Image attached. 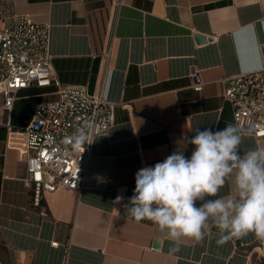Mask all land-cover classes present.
<instances>
[{
  "label": "crops",
  "instance_id": "0c3cea01",
  "mask_svg": "<svg viewBox=\"0 0 264 264\" xmlns=\"http://www.w3.org/2000/svg\"><path fill=\"white\" fill-rule=\"evenodd\" d=\"M9 3L51 24V63L61 84L85 86L117 105L114 124L93 141L79 190L45 193L34 206L25 157L6 142L0 97V264H264L253 258L261 239L249 233L218 245L214 226L203 241L184 239L170 254L167 236L150 221L128 218L125 209L139 169L177 149L190 156L186 138L197 128L233 124L223 79L261 68L264 0ZM194 73L204 83L200 92L191 87ZM55 91L20 90L11 127L27 126L37 104L56 100ZM257 147L264 148V138L247 134L240 153ZM231 194L226 184L220 195Z\"/></svg>",
  "mask_w": 264,
  "mask_h": 264
},
{
  "label": "built area",
  "instance_id": "2783aa9c",
  "mask_svg": "<svg viewBox=\"0 0 264 264\" xmlns=\"http://www.w3.org/2000/svg\"><path fill=\"white\" fill-rule=\"evenodd\" d=\"M50 36V23L34 22L28 14L14 12L9 0H0V97L6 116V142L25 157L24 182L31 190L34 206L45 193L79 190L93 141L105 136L114 124L117 105L103 94H89L85 86L64 85L57 80L51 63ZM260 52L259 70L223 79V100L231 107L233 124L243 130V136L250 134L257 139L264 138V42ZM192 77V89L200 92L204 83L198 74ZM31 86H53L57 98L37 104L29 124L14 129L8 118L16 94ZM78 127L85 128L89 144L74 149L66 137ZM51 246L58 247L59 243L51 242Z\"/></svg>",
  "mask_w": 264,
  "mask_h": 264
},
{
  "label": "clouds",
  "instance_id": "9594fccd",
  "mask_svg": "<svg viewBox=\"0 0 264 264\" xmlns=\"http://www.w3.org/2000/svg\"><path fill=\"white\" fill-rule=\"evenodd\" d=\"M243 138V130L233 124L195 129L186 138L190 156L177 149L135 173L133 195L125 205L128 218L154 224L172 242L170 254L184 239L203 241L212 226L220 234L218 245L249 233L264 240V148L241 155ZM66 140L74 149L89 144L84 127ZM226 184L232 194L220 195ZM122 199L117 196L116 202Z\"/></svg>",
  "mask_w": 264,
  "mask_h": 264
},
{
  "label": "rangeland",
  "instance_id": "374dc122",
  "mask_svg": "<svg viewBox=\"0 0 264 264\" xmlns=\"http://www.w3.org/2000/svg\"><path fill=\"white\" fill-rule=\"evenodd\" d=\"M257 247H261V245L257 244V245L255 246V253H254L253 258H255V260H257V263H258V262H259L258 260L263 261V260H264V257H263V255H261L258 251H256ZM257 258H259V259H257ZM253 260H254V259H253Z\"/></svg>",
  "mask_w": 264,
  "mask_h": 264
},
{
  "label": "water",
  "instance_id": "95a60500",
  "mask_svg": "<svg viewBox=\"0 0 264 264\" xmlns=\"http://www.w3.org/2000/svg\"><path fill=\"white\" fill-rule=\"evenodd\" d=\"M196 41L197 42H203L204 41V38L202 36H196ZM262 246H264V240H262Z\"/></svg>",
  "mask_w": 264,
  "mask_h": 264
},
{
  "label": "bare ground",
  "instance_id": "6f19581e",
  "mask_svg": "<svg viewBox=\"0 0 264 264\" xmlns=\"http://www.w3.org/2000/svg\"><path fill=\"white\" fill-rule=\"evenodd\" d=\"M258 252L264 256V246L258 249Z\"/></svg>",
  "mask_w": 264,
  "mask_h": 264
}]
</instances>
